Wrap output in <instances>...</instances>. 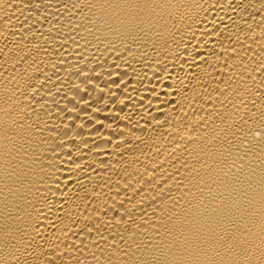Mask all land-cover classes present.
<instances>
[{"label": "bare ground", "instance_id": "6f19581e", "mask_svg": "<svg viewBox=\"0 0 264 264\" xmlns=\"http://www.w3.org/2000/svg\"><path fill=\"white\" fill-rule=\"evenodd\" d=\"M0 264H264V0H0Z\"/></svg>", "mask_w": 264, "mask_h": 264}]
</instances>
